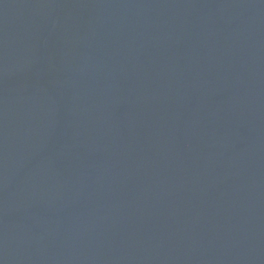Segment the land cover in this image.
I'll return each instance as SVG.
<instances>
[{"label":"water","instance_id":"95a60500","mask_svg":"<svg viewBox=\"0 0 264 264\" xmlns=\"http://www.w3.org/2000/svg\"><path fill=\"white\" fill-rule=\"evenodd\" d=\"M0 264H264V0H0Z\"/></svg>","mask_w":264,"mask_h":264}]
</instances>
